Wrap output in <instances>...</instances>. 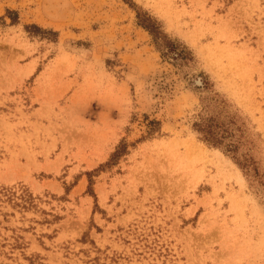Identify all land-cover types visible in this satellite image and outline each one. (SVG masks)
Returning <instances> with one entry per match:
<instances>
[{"label":"rangeland","instance_id":"1","mask_svg":"<svg viewBox=\"0 0 264 264\" xmlns=\"http://www.w3.org/2000/svg\"><path fill=\"white\" fill-rule=\"evenodd\" d=\"M0 264H264V0H0Z\"/></svg>","mask_w":264,"mask_h":264},{"label":"trees","instance_id":"2","mask_svg":"<svg viewBox=\"0 0 264 264\" xmlns=\"http://www.w3.org/2000/svg\"><path fill=\"white\" fill-rule=\"evenodd\" d=\"M137 17L139 19L140 25L146 28L151 33V35H153V37L158 40L160 44H162L168 50L169 49L177 50L176 44L173 43L172 41H169V39H167L166 35L163 33V31H161L159 25L152 16H150L147 13H137ZM195 125H197L196 127L197 131H199L202 134V138L206 142L214 145H219L222 143L224 135L219 131H217L210 122L207 121L206 123L202 121L200 123H196ZM227 144L228 143L225 144V147L227 148L226 150L228 151L233 150V149H228L229 145ZM117 153L118 152L116 151L113 154V157Z\"/></svg>","mask_w":264,"mask_h":264},{"label":"bare ground","instance_id":"3","mask_svg":"<svg viewBox=\"0 0 264 264\" xmlns=\"http://www.w3.org/2000/svg\"><path fill=\"white\" fill-rule=\"evenodd\" d=\"M239 177V176H238Z\"/></svg>","mask_w":264,"mask_h":264}]
</instances>
